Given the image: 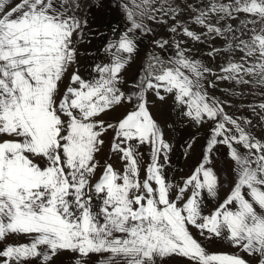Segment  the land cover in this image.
Segmentation results:
<instances>
[{
    "label": "snow or ice",
    "instance_id": "snow-or-ice-1",
    "mask_svg": "<svg viewBox=\"0 0 264 264\" xmlns=\"http://www.w3.org/2000/svg\"><path fill=\"white\" fill-rule=\"evenodd\" d=\"M102 6L0 0V264H56L64 252L74 264H92L93 255L95 264H264V137L252 130L264 128V99L248 105L254 124L228 114L226 102L209 93L227 81L264 98V0H116L125 27H111L109 62L86 78L79 58L89 53L80 45L90 43L88 13ZM184 14L201 31L178 19ZM168 20V31L184 39L125 81L137 34L154 32L146 21ZM189 41L224 62L214 71ZM153 43L163 52L170 41ZM150 96L171 98L181 122L210 124L200 160L181 183L165 171L172 124L155 119ZM120 108L114 121L102 118ZM109 133L120 170L98 159ZM219 146L228 150L230 176L216 169ZM208 200L216 206L205 212ZM214 240L237 251L210 252L204 242Z\"/></svg>",
    "mask_w": 264,
    "mask_h": 264
},
{
    "label": "rangeland",
    "instance_id": "rangeland-1",
    "mask_svg": "<svg viewBox=\"0 0 264 264\" xmlns=\"http://www.w3.org/2000/svg\"><path fill=\"white\" fill-rule=\"evenodd\" d=\"M103 2L105 3V8L102 13L97 12L96 14H88L90 24L89 29L86 30V32L88 33L90 43L80 45L81 53H84L85 50L89 53V55H81L79 58L80 72L86 78L96 75L93 71V66L95 64L109 62L110 57L105 54L104 47L108 43L109 39L113 38L111 27L116 26V23L119 21L123 22L121 11L115 7L116 0H103ZM177 2H179V0H177ZM91 10H95V7H92ZM178 19L181 22H186L193 31H201L199 26L192 24L191 21L188 20L187 14L178 17ZM108 22L112 23V25ZM146 23L154 29V32L147 35L137 34L136 40L138 43V51L130 63V66L127 67V70L123 74L125 81L130 82L136 76L138 71L141 70V67L148 62V58L150 56H170L175 50L173 44L171 43L173 39H184L181 35H174L168 31V26L172 23L171 20H168L167 23L161 24H152L149 21H146ZM117 26L121 31L125 27V25L122 26L120 22ZM160 38L168 39L170 41L169 46L163 52L153 43L154 40ZM215 43L217 46L220 45L219 40ZM188 47L192 49L193 55L197 58L203 59L204 62L207 63L209 67L213 68L214 71H216L219 65L224 62V58L220 56H217L214 60H210L206 55L208 51L207 45L189 41ZM214 78V76L209 77V79ZM209 93L226 102L225 111L228 114L237 117H247L251 119L254 124L257 123V118L251 111L248 110V105L259 104L264 98L259 96L253 97L248 94L247 88L234 85L227 81H218L217 87L210 88ZM149 98L155 101V97L150 96ZM171 105V98L167 99L165 102L155 101L152 111L155 119L162 126L172 124L171 128L165 127L166 138L172 145V151L169 153L170 162L165 165V171L168 179L173 183L178 184L181 183L182 178H186L191 174L194 166L200 160L202 148L206 142V137L209 134L208 129L210 124L205 123L200 127H196L188 121L181 122ZM123 111L124 109L120 108L115 112H109L102 118L108 121H114ZM255 129L259 131L260 137H264V128L258 125ZM110 137L111 133L105 136L104 149L99 154L98 159H100L102 163L107 160L109 163H112L116 169L120 170L123 167L121 161L118 156L111 154L109 151ZM193 137L196 138L194 142L192 140ZM190 142L193 143V146L191 149H188L186 145ZM140 151L144 153L142 159L143 166L148 161V148L144 146L140 149ZM227 151V148L224 146L218 147L215 157V166L217 171H221L223 174L230 176L231 162L225 155ZM99 174L100 171L98 170L97 177ZM141 178H143V167L141 170ZM226 193L227 186H225L224 190L221 191L220 198L222 199ZM174 195L175 192H173V196ZM215 206L216 201L208 200L205 212L213 209ZM192 231L198 239H201L195 229H192ZM19 238L20 237H17L16 240ZM204 243L210 252L237 251L236 249L230 247L226 242H222L220 240H214L212 242L205 241ZM166 264H186V262L182 258H172L168 260Z\"/></svg>",
    "mask_w": 264,
    "mask_h": 264
},
{
    "label": "crops",
    "instance_id": "crops-1",
    "mask_svg": "<svg viewBox=\"0 0 264 264\" xmlns=\"http://www.w3.org/2000/svg\"><path fill=\"white\" fill-rule=\"evenodd\" d=\"M86 2H87V0H86ZM104 2H103V6L102 7H100V8H96L95 7V10H91L88 14H96L97 12H100V13H102V11L104 10ZM94 11H96V12H94ZM106 11H107V8H106ZM105 11V12H106ZM121 24H122V26L124 25L123 24V22L122 21H119ZM118 22V23H119ZM109 23V22H108ZM118 23H116V26L118 25ZM89 24H90V22H89ZM109 24H111L112 25V23H109ZM253 130V132H254V134L255 135H257L258 137H260V133H259V131L258 130H256L255 128L254 129H252ZM16 238L17 237H10V240H13V241H15L16 240ZM19 242H21V243H25V242H27V240H26V238H24V237H20L19 239ZM71 256H72V254L71 253H69V252H64V253H61L57 258H56V264H74V262L72 261V259H71ZM98 259V257L96 256V255H93L92 257H91V262H92V264H95V261ZM28 264H38V260H30V261H28Z\"/></svg>",
    "mask_w": 264,
    "mask_h": 264
}]
</instances>
